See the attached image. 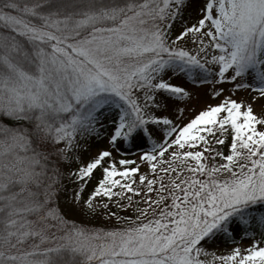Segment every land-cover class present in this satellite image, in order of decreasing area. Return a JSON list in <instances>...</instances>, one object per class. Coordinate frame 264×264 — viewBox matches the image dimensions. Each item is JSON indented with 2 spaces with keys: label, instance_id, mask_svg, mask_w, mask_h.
Instances as JSON below:
<instances>
[{
  "label": "snow or ice",
  "instance_id": "obj_1",
  "mask_svg": "<svg viewBox=\"0 0 264 264\" xmlns=\"http://www.w3.org/2000/svg\"><path fill=\"white\" fill-rule=\"evenodd\" d=\"M0 264H264V0H0Z\"/></svg>",
  "mask_w": 264,
  "mask_h": 264
}]
</instances>
